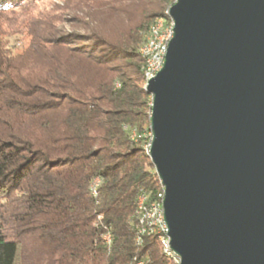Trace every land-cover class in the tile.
I'll use <instances>...</instances> for the list:
<instances>
[{
  "label": "trees",
  "instance_id": "16d2710c",
  "mask_svg": "<svg viewBox=\"0 0 264 264\" xmlns=\"http://www.w3.org/2000/svg\"><path fill=\"white\" fill-rule=\"evenodd\" d=\"M46 1L0 0V264H176L137 213L164 194L139 48L176 0Z\"/></svg>",
  "mask_w": 264,
  "mask_h": 264
},
{
  "label": "water",
  "instance_id": "95a60500",
  "mask_svg": "<svg viewBox=\"0 0 264 264\" xmlns=\"http://www.w3.org/2000/svg\"><path fill=\"white\" fill-rule=\"evenodd\" d=\"M149 148L179 264H264V0H176Z\"/></svg>",
  "mask_w": 264,
  "mask_h": 264
},
{
  "label": "bare ground",
  "instance_id": "6f19581e",
  "mask_svg": "<svg viewBox=\"0 0 264 264\" xmlns=\"http://www.w3.org/2000/svg\"><path fill=\"white\" fill-rule=\"evenodd\" d=\"M173 28L174 21L171 16L170 20H167L163 17L158 18L147 34L146 40L141 44L139 48L140 53L145 58L144 76L146 85H148V81L162 69L165 63L169 42L174 33ZM157 58H161V68H157V72H151V59ZM98 182L99 179H96L94 183V190L98 185ZM164 194L161 195V201H156L149 207L144 205V198H140L137 210L142 225L140 232L143 234L145 232L157 233L163 251L168 254H175L171 249L170 236L168 235V227L164 216ZM179 261V257L176 255V262ZM138 262H136L135 264H138Z\"/></svg>",
  "mask_w": 264,
  "mask_h": 264
},
{
  "label": "rangeland",
  "instance_id": "374dc122",
  "mask_svg": "<svg viewBox=\"0 0 264 264\" xmlns=\"http://www.w3.org/2000/svg\"><path fill=\"white\" fill-rule=\"evenodd\" d=\"M47 3L52 2L53 4H59L61 3V1L59 0H48L46 1ZM69 16V14L67 15ZM66 30L72 31V30H76L79 32H87L84 29H81V27H78L76 25H73L72 23H65L64 24ZM113 28V27H112ZM28 41V37L27 36H19V35H14L10 38V45L13 47L21 48V46H23L24 44H26ZM150 148V147H149ZM176 262V260H174ZM176 264H179V262H176Z\"/></svg>",
  "mask_w": 264,
  "mask_h": 264
},
{
  "label": "built area",
  "instance_id": "2783aa9c",
  "mask_svg": "<svg viewBox=\"0 0 264 264\" xmlns=\"http://www.w3.org/2000/svg\"><path fill=\"white\" fill-rule=\"evenodd\" d=\"M157 68H161V58L151 59V72H157ZM138 264H146L144 260H139Z\"/></svg>",
  "mask_w": 264,
  "mask_h": 264
}]
</instances>
